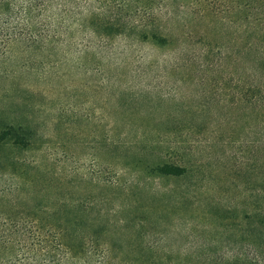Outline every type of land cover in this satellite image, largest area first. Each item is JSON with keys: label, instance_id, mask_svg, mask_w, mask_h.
I'll return each mask as SVG.
<instances>
[{"label": "rangeland", "instance_id": "obj_1", "mask_svg": "<svg viewBox=\"0 0 264 264\" xmlns=\"http://www.w3.org/2000/svg\"><path fill=\"white\" fill-rule=\"evenodd\" d=\"M241 1L151 3L156 40L0 53V125L29 138L0 148V219L64 203L139 264H264V0Z\"/></svg>", "mask_w": 264, "mask_h": 264}, {"label": "trees", "instance_id": "obj_2", "mask_svg": "<svg viewBox=\"0 0 264 264\" xmlns=\"http://www.w3.org/2000/svg\"><path fill=\"white\" fill-rule=\"evenodd\" d=\"M162 1L0 0V53H8L11 45L17 44L26 54L63 58L66 54L59 46H69L76 37L87 34L104 40L120 36L156 40L159 35L151 29L155 15L150 7L151 3ZM255 1L258 0L237 2V11L244 12V20L250 17L248 5ZM25 129L21 124L0 125V148L26 147L29 138ZM157 170L164 175L183 172V168L169 164ZM64 207V203H35L20 215L0 219V264H139L138 259L114 254L98 240V233L105 229L103 225L90 226L91 232L87 233L84 230L88 223L75 215L67 216L62 211ZM253 218L258 224L264 221L262 213ZM256 261L254 257L231 258L233 264H256Z\"/></svg>", "mask_w": 264, "mask_h": 264}]
</instances>
